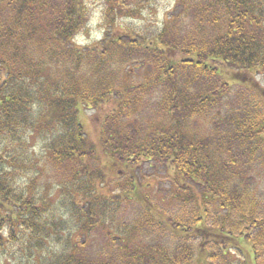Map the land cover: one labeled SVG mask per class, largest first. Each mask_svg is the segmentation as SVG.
I'll use <instances>...</instances> for the list:
<instances>
[{
  "label": "trees",
  "instance_id": "16d2710c",
  "mask_svg": "<svg viewBox=\"0 0 264 264\" xmlns=\"http://www.w3.org/2000/svg\"><path fill=\"white\" fill-rule=\"evenodd\" d=\"M174 1V11L153 30L159 31L154 41L122 35L109 46L86 50L70 40L84 28V0H0V264L189 263L192 244L187 239L168 244L160 232L164 222L199 236L204 246L219 240L220 251L230 243L225 249L238 252L233 244L246 239L252 254L241 264H264V216L250 182L252 164L264 167V0ZM168 51L182 58L172 62ZM109 63L118 68L117 76L127 63H135L128 76L148 66L153 82L134 91L157 88L161 100L155 108L164 115L156 122L140 119L129 131L120 122L122 112L144 103L141 97L125 100L106 116L103 152L129 171L124 186L134 192L119 197L130 203L138 198L132 170L145 161L162 164L177 185L175 211L161 219L150 213L147 195L141 196L142 220L123 232L136 242L130 248L118 246L120 236L104 229L108 220L97 211L99 191L81 177L90 174L86 157L95 167L96 150L84 138L80 109L94 108L107 96L125 99L118 87L126 84L116 86L111 74L101 73ZM199 116L209 121L214 136L188 135L185 118ZM44 117L45 127L57 132L46 147L48 165L56 172L67 166L79 191L64 186L66 180L50 193L35 187L40 173L28 136ZM93 232L104 238L101 244ZM215 256L229 264L223 254Z\"/></svg>",
  "mask_w": 264,
  "mask_h": 264
},
{
  "label": "rangeland",
  "instance_id": "374dc122",
  "mask_svg": "<svg viewBox=\"0 0 264 264\" xmlns=\"http://www.w3.org/2000/svg\"><path fill=\"white\" fill-rule=\"evenodd\" d=\"M84 2L87 12L84 23L85 25H82L84 28L81 31H75L70 37V40L77 47L86 50H95L104 46H109L111 45L110 39L122 35L127 36L129 40L135 39L138 43L154 41L156 39L155 36L159 33V31L153 30H158L162 27L163 23L168 19L169 13L174 11L176 5L174 0H84ZM105 28L110 31H104L103 29ZM105 33L108 34L105 35ZM166 56H168L172 62H176L182 58L180 53L172 51H168ZM111 63H109L107 68L102 70L101 73L103 75L111 74L110 77H114L113 81L116 84L114 82L113 83L116 86L126 84V89L124 86L118 87V92L123 95L122 98L125 99L120 101L118 97L107 96L105 101L101 102L94 108L86 110L80 109L78 117L83 125L84 138L87 141V144L92 145L94 150H96L94 154L95 156L91 158L92 161H94L95 167L93 169L89 167L91 161L88 157H86L83 162L85 166H87V170L89 169L90 174L88 176L82 175L81 177L89 181V189L99 191L98 197L102 199L100 203L102 207L97 211L98 213L101 212L100 217H107L105 220H108L104 229L109 231L111 234L120 236V239L116 240L118 246L130 248L131 245L136 242L124 235L123 232H128L129 229L133 227L132 225L134 223L142 220L140 215L144 213V210L140 205L142 204L141 200H143V197L141 198V196L147 195L151 203L150 213H156L158 218L161 219V217H164V214L173 215L175 211L172 194L177 192V185L173 181L175 175H172L171 172L169 174L166 173V169L162 164L159 165L154 162L145 161L135 166L132 170L136 175L134 182L135 184H138L136 187L138 198L137 195H135L136 199H134V203H130L119 197V193H129L131 195L134 192L132 189L128 188V186H124L125 182L123 179L126 175H129V171L124 165L112 161L113 159L103 152L104 147L103 145L101 146L100 143V131L104 130V120L107 121L106 116L111 112L118 110L119 106L124 105L125 100L132 101V99H138L141 97L143 98L142 100H144V103L141 101L132 108H129V110L127 109L130 111L129 118H125L128 111L122 112V120H119L124 123L127 128H129V131H132V126L137 127L140 124L138 121L156 122L155 120L157 117H160L161 115V119L164 115L161 112L159 114L155 108L159 99L161 100V97L156 94L158 93L157 88L153 89L149 87L147 91L139 89L137 94H135L134 91V87H138V85L142 83L153 82V80L149 79L148 76L149 71H147V69L150 70V68H147L148 66L145 65L143 68L139 67L132 73V75L128 76L126 75V70L132 71L135 63H127L126 65L124 63L123 65L125 66L122 70L124 75L121 76V73H119V76H117L118 68ZM129 86H133V88H130L133 92L130 94L128 93ZM157 98L158 101H155ZM151 101L155 104L153 105ZM185 119L187 120V124L184 126V129L188 135L195 134L198 139L207 135H215V132L211 129L209 121L201 118V116L198 118L188 117ZM163 120L166 119H162V121ZM44 122L45 117L39 121L35 131L28 136L29 150L35 159L33 163L36 167L34 169L40 173V175L38 174V181L35 183V187L38 188L40 186H44L50 193V191H52V186L61 184L63 183V180H66L65 183H63L64 186L70 188V191H79L76 190L74 180L68 178L69 169L67 166L56 172L48 165L49 152L46 147L50 145L49 140L57 132L55 131L53 133L51 127H45ZM119 124H117L115 128L118 126V129H122ZM154 125L156 128L158 124L156 123ZM213 147L214 145H211L209 150L212 151ZM99 172L102 175L101 177H99ZM250 174L252 178H254L250 181L251 184H253V190H251V192L256 193L261 201L258 213H262L263 217L264 167L260 166L258 162H256L252 164V172H250ZM87 186L88 185H85L84 187ZM168 186H170L169 191H167L169 188ZM125 187L128 189L122 190V188ZM89 189L84 190V192L90 193L88 192ZM67 191L70 192L69 190ZM63 193L67 192L63 190ZM54 194L55 195L52 199L57 200L58 192H54ZM93 194L88 195L84 199L86 200L87 198H91V195ZM129 194L127 195L130 196ZM79 196L81 198V193L77 198H79ZM84 199L78 200V203H84ZM58 201L59 200H57V202ZM117 201L120 203H117ZM210 216L217 217L216 214H210ZM201 218H203L202 215ZM160 232L166 234L167 243L170 245H173L176 241L181 239H187L192 244L193 255L192 259L187 264H227L225 261L226 259L215 256L217 254H223L224 257L229 258V264H241L244 259L243 257L250 258V255L252 254L249 242L243 238H240L238 243L233 244L234 247L238 248L240 251H233V248L226 250L225 248H228L230 243H226L222 251H220L219 245H221V243L219 240L215 239L218 242V245L212 243L208 246H204V244L200 243L199 236H195L193 233L187 234V232L190 231H177L168 222H164ZM143 233H146V231ZM93 234L95 236V242L97 244H101L104 238L99 234V232H93ZM78 236L81 237L80 235ZM71 240L76 241L77 236H73Z\"/></svg>",
  "mask_w": 264,
  "mask_h": 264
}]
</instances>
